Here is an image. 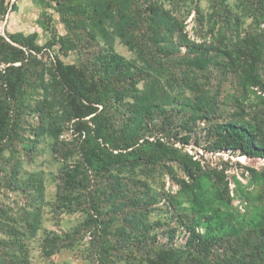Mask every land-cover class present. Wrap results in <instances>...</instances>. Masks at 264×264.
<instances>
[{"label":"rangeland","instance_id":"1","mask_svg":"<svg viewBox=\"0 0 264 264\" xmlns=\"http://www.w3.org/2000/svg\"><path fill=\"white\" fill-rule=\"evenodd\" d=\"M256 7L0 0V264H149L166 250L204 254L206 264H264V159L204 150L212 125L235 109L229 94L264 120V104L237 85L230 61L248 33L261 30L264 42ZM9 45L23 50L18 61ZM58 62L99 80L108 147L159 136L211 167L227 163L232 200L210 205L219 217L198 220L174 163L125 159L104 172L87 164ZM187 81L202 86L200 113ZM205 236L217 239L204 247Z\"/></svg>","mask_w":264,"mask_h":264},{"label":"trees","instance_id":"2","mask_svg":"<svg viewBox=\"0 0 264 264\" xmlns=\"http://www.w3.org/2000/svg\"><path fill=\"white\" fill-rule=\"evenodd\" d=\"M262 11L264 22V0H251ZM261 30L248 33L243 43L230 58L237 75V85L243 90L254 91L259 101L264 104V78L258 74V65L263 61L264 42ZM14 57L11 62L21 58L23 50L9 45ZM56 74L66 88L69 117L73 120L72 128L83 136L82 153L85 161L98 167L99 172L112 169L125 159L131 164H158L171 162L184 174L180 181V190L188 191L191 196V211L198 220L211 222L219 217L216 209L210 205L215 201L231 202L227 163L220 167L206 164L197 152L190 153L184 146H178L169 138L159 136L140 137L134 142L120 144L112 142L108 147L105 141L101 110L104 98L99 80L87 76L82 68L72 63L58 62ZM191 94V109L202 112V86L196 81H187ZM230 106L235 109L228 117H222L212 125L210 138L204 150L210 153L240 154L250 159H264V120L258 121L256 111L248 110L236 94H229ZM264 116L263 112H259ZM116 151V152H114ZM128 157V158H126ZM213 189V190H212ZM212 198V199H211ZM216 236H205L201 243L204 247L215 243ZM205 255L190 256L180 259L173 251H161L149 259V264H206Z\"/></svg>","mask_w":264,"mask_h":264}]
</instances>
